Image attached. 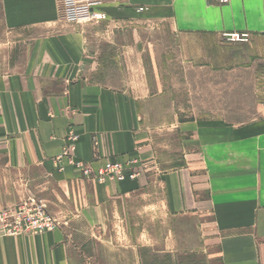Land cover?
Listing matches in <instances>:
<instances>
[{
  "label": "crops",
  "instance_id": "0c3cea01",
  "mask_svg": "<svg viewBox=\"0 0 264 264\" xmlns=\"http://www.w3.org/2000/svg\"><path fill=\"white\" fill-rule=\"evenodd\" d=\"M114 1L104 7L109 19L169 21L186 43L212 41L228 50L229 67L242 65L244 72L264 80V0ZM57 18L55 0H0V37ZM224 32H247L252 38L248 44H226L221 40ZM83 47L68 35L36 40L29 48L24 43L14 71L0 73V210L34 197L62 223L52 232L1 237L0 264H146L160 253L145 254L138 244L140 227H171L179 217L205 210L223 233L222 264H264V106L259 110L262 118L228 126L225 134L227 142L257 143V189L228 188L235 197L221 200L215 176L188 173L186 165L156 175L142 172L136 180L98 183L67 160L57 162L71 144V133L79 136L76 160L94 169L106 160H137L143 167V161L158 155V146L154 137L144 136L135 117L134 92L107 86L103 75L76 70L82 68L78 55ZM236 49H242V59L229 57ZM118 75L112 76L115 82L123 81ZM200 129L201 138L211 143L221 136L203 133L202 125ZM202 176L210 179L208 188ZM156 177L162 187L150 182ZM123 228L128 246L123 245Z\"/></svg>",
  "mask_w": 264,
  "mask_h": 264
},
{
  "label": "rangeland",
  "instance_id": "374dc122",
  "mask_svg": "<svg viewBox=\"0 0 264 264\" xmlns=\"http://www.w3.org/2000/svg\"><path fill=\"white\" fill-rule=\"evenodd\" d=\"M55 1L58 18L52 24L2 36L5 46L0 43V73L13 70L23 56L24 43L29 48L36 40L68 35L79 49L84 44L85 50L78 55L82 68H76L80 74L96 78L103 75L107 86H120L138 97L135 117L145 131L144 136L154 137L158 146V155L143 161V167L139 165L144 175L186 165L188 173L215 176L214 186L219 188L221 200L235 197L228 188L257 189V143L227 142L225 134L228 126L242 127L263 117L259 110L264 106V80L259 75L244 72L239 64L229 67L228 50L216 47L212 41L186 43L169 21L144 17L120 22L109 19L104 7L117 4L114 0H78L72 19L63 14L67 1ZM127 1L123 0L124 5ZM89 10L92 14H105L107 19H88ZM229 55L242 59L243 51L236 49ZM116 74L123 81L115 82L112 76ZM201 125L203 133L221 135L216 143L201 138ZM150 182L163 186L159 177ZM202 184L208 188L210 179L202 176ZM30 198L34 197L26 200ZM207 213L205 210L197 216L179 217L171 227H140L138 244L145 248V254L160 253L159 258L146 259V264H166L167 252L171 254L170 264H222L223 233L211 224V215ZM199 221H203V227L194 225ZM125 229L122 241L128 246Z\"/></svg>",
  "mask_w": 264,
  "mask_h": 264
},
{
  "label": "built area",
  "instance_id": "2783aa9c",
  "mask_svg": "<svg viewBox=\"0 0 264 264\" xmlns=\"http://www.w3.org/2000/svg\"><path fill=\"white\" fill-rule=\"evenodd\" d=\"M66 1L68 5L65 7L63 14L72 19L76 16L75 5L78 0ZM219 1L222 4L229 2V0ZM87 18L106 20L107 16L102 13L92 14L91 10H89ZM251 38V34L247 32H224L221 35L222 42L226 44H248ZM68 140L71 144L58 158L57 162L62 163L67 160L71 165L79 168L87 179L106 184L107 182H123L126 179L136 180L142 173L137 160L127 163L106 160L99 169H94L93 166L75 158L74 152L76 151V142L79 140V136L71 133ZM61 226L62 223L48 211L47 206L34 198H30L14 208H5L0 211V238L43 234L58 230Z\"/></svg>",
  "mask_w": 264,
  "mask_h": 264
}]
</instances>
